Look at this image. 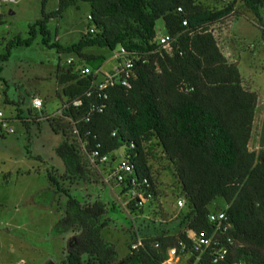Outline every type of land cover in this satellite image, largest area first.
Here are the masks:
<instances>
[{"label":"trees","instance_id":"trees-1","mask_svg":"<svg viewBox=\"0 0 264 264\" xmlns=\"http://www.w3.org/2000/svg\"><path fill=\"white\" fill-rule=\"evenodd\" d=\"M81 1L90 4L89 29L70 45L52 41L49 19L62 17ZM239 4L264 31V0H57L55 10H44V17L29 25L26 37L17 36L7 44L0 62L9 58L12 47L32 45L38 34L47 47L74 54L65 65L59 58L55 74L62 103L68 105L60 115L46 119L63 135L55 152L64 164L61 173L47 171L52 185L48 190L53 198L59 193L68 196L53 231L62 235L78 229L67 242L63 264H165L171 248L177 249L180 262L192 264L200 233L219 242L201 254L200 263L264 264V149L249 147L258 94L239 66L229 62L214 30L218 22L243 13ZM159 19L163 25L158 29ZM160 34L170 37L168 47L159 43ZM94 46L111 52L124 47L141 54L132 68L130 88L109 87L106 99L95 92L87 95L103 77L94 71L107 60L104 54L86 51ZM85 66L91 74L81 73ZM76 99L81 104L74 105ZM93 105L104 108L91 112ZM131 144L134 147L126 151L134 164L129 178L142 182L147 177L154 199L140 207L135 199L126 198L129 213L136 218L157 205L159 191L150 161L159 157L157 146L174 165L185 206L171 220H152L140 227L136 239L143 244L119 258L116 245L102 237L108 221L105 202L77 199L64 184L92 179L95 167L101 169L104 182L117 185L125 196L127 180L120 183L111 175L118 164L114 152ZM94 151L98 155L91 162ZM104 155L110 160H100ZM218 197L224 205L212 210L210 204ZM218 212L226 214L224 232L209 219L210 213ZM228 237L236 244L224 260L213 263V252Z\"/></svg>","mask_w":264,"mask_h":264},{"label":"rangeland","instance_id":"rangeland-1","mask_svg":"<svg viewBox=\"0 0 264 264\" xmlns=\"http://www.w3.org/2000/svg\"><path fill=\"white\" fill-rule=\"evenodd\" d=\"M10 6L13 7L14 14L10 13ZM56 7L57 0H47L45 9L43 0H17L13 4L0 0V55L7 51V44L14 38L28 35L29 25L43 18L44 10L51 12ZM238 8L247 13L240 4ZM89 14L90 4L81 1L77 6H70L62 17L49 19L48 29L52 41H59L65 46L78 42L91 25ZM237 19L240 20L238 25L235 24ZM162 22V19L158 20V29L163 25ZM246 23L237 16H230L223 27L229 31V36H226L223 28L221 32L224 31V35L219 33V26L215 31L222 37L220 46L228 55L229 62H235L239 66L244 79L259 96L250 141V147L259 151L264 149V57L260 60L250 59L233 50L238 45L237 48L242 49L240 39L243 36H248L251 40L260 36L259 30L249 23V35L241 31V25ZM218 25L222 26V21ZM236 30L239 38L235 36ZM252 43L259 44L258 41ZM10 51L9 58L0 62L3 63L0 70V111L5 116V126H0V264H63L67 242L78 229L62 235L53 231L55 223L65 211L68 196L59 193L53 198L54 194L48 190L52 185L47 177L50 169H56L59 173L64 171L63 161L55 152L63 135L54 132L47 120L30 121L25 125L16 114L27 118L33 115L29 112L32 107L31 96L37 92L44 99L47 112H56L62 105V99L57 95L60 91L55 78L58 61L60 58L65 65L74 54L58 53L57 49L47 47L41 42L40 34L32 45H16ZM87 51L107 56L102 67L104 70L117 64L113 57L115 51L111 52L107 47L94 46ZM33 111L37 115V111ZM10 128H13L12 132ZM156 151L159 157L150 161L159 191V201L156 206L146 209L142 216L134 218L128 212L125 199L128 198L127 194L124 197L115 185L116 195L112 190L114 185L103 181L101 169L96 171L92 167L90 181L68 184L69 186L64 184L77 199L92 202L94 197V200L105 202L108 210L104 219L108 221L102 229V237L116 245L119 258L129 252L131 243L135 242L142 230L140 227L152 220H171L184 209L175 207L180 186L174 165L159 146ZM119 152L120 150H116L114 153L119 155ZM218 204L224 205L221 197L214 200L210 208L214 210ZM187 263L183 259L177 264Z\"/></svg>","mask_w":264,"mask_h":264},{"label":"built area","instance_id":"built-area-1","mask_svg":"<svg viewBox=\"0 0 264 264\" xmlns=\"http://www.w3.org/2000/svg\"><path fill=\"white\" fill-rule=\"evenodd\" d=\"M16 0H2V2L9 3V2H15ZM178 10H181V8H178ZM89 19H91V16L89 15ZM183 24H187V21H184ZM91 32H93V28L90 29ZM160 44L164 47H168L170 43V37L167 35H162L159 38ZM114 57L117 59V64L112 68L111 71L103 73L100 69L95 70V74H102V79L97 80L94 82L93 87L91 90L88 91L87 95H91L92 92L97 93L98 97L107 98L108 93L107 89L109 87L121 84L122 86H125L127 88L131 87L130 78L134 75L133 72V66L134 62L136 60L142 59L141 54L137 53H131L127 51L124 47H120L119 50H117L114 53ZM71 62V60H69ZM81 73L83 75H89L92 73V70L90 67L85 66L81 69ZM81 99H76L73 101L74 105L81 104ZM68 104H62L60 109L53 113V116L60 115L62 112V109L67 106ZM32 107L36 110H41L43 108V99L36 96L32 99ZM104 108V105H93L91 107V112L93 111H102ZM0 124L1 126H5L4 122V114L2 111H0ZM13 131V128H10V132ZM134 147V144H131L129 147H122L120 148L119 155L114 156V160L118 161L117 167L115 171L112 173V177L116 178L120 183L127 180V195L129 199H135L137 206H144L146 201L151 200L154 197V192L152 190V184L148 178H143L142 182L137 181L135 177L129 178V175H131L134 171V164L130 161L129 157L126 155L127 149H132ZM98 155L97 151H94L90 156L91 162H95L96 157ZM110 156L104 155L100 158L102 161H108ZM185 204V200L183 198H178L177 200V206L183 207ZM209 219L211 222H216L218 228H223V232L227 229L228 225L226 224V214L224 212H218V213H211L209 215ZM227 242L230 244H233V241L231 238H226ZM182 245V248H185V245L183 243H180ZM218 245L219 242L216 240L214 241L213 237H208L204 233H200L196 240L194 245V250L198 252V255L194 259H191L192 264H203L200 263L201 260V254L205 252L209 247L212 245ZM139 245H141V242L136 243L133 245V248H137ZM230 254V248L228 244H220L219 248L215 250L212 254L211 261L213 263H218L226 258V256ZM176 260V261H175ZM180 254L177 253L176 248H171L168 253V258L164 262L165 264H175L178 261H180Z\"/></svg>","mask_w":264,"mask_h":264},{"label":"crops","instance_id":"crops-1","mask_svg":"<svg viewBox=\"0 0 264 264\" xmlns=\"http://www.w3.org/2000/svg\"><path fill=\"white\" fill-rule=\"evenodd\" d=\"M17 2V0L15 1V2H13V3H16ZM12 2H9V4H13ZM9 11H10V13L11 14H14L15 13V11L13 10V7L12 6H10L9 7ZM248 13V12H247ZM246 12H244V16H242V15H232L231 17H234V16H237V17H239L240 19H243V21L246 23V21H247V23H246V25H241V26H243V30H242V28H240L241 29V31H244V32H246L247 34L246 35H249V33H250V29H251V27H250V25H252L254 28L256 27L258 30H259V32H260V36H258V37H256V39H258V40H256V39H253V40H251L248 36V38L249 39H247V37H245V36H243L244 38H241L240 40H241V42H240V46H242V49H240V48H237V47H239V45L238 46H234L235 47V49L233 48V50L234 51H238V52H240L241 54L243 53V55H244V57H247V58H250V59H255V60H260L262 57H264V31H262V29L260 28V26L256 23V21L254 20V18H253V16L251 15V14H247ZM242 14V13H241ZM246 16H248L247 18H246ZM238 21L237 22H235V24L237 23V25H238V23L240 22V20L239 19H237ZM220 23V22H219ZM219 23H217L216 25H214V30H215V28L217 27V26H219L220 27V31H218L219 33L221 32V28H223L225 25H224V23L225 22H223L222 21V26H220V25H218ZM250 25H249V24ZM238 28V27H237ZM250 28V29H249ZM224 30L226 29V28H223ZM229 29V28H228ZM238 30V29H237ZM237 30H236V32L235 33H237V34H235V36L237 37V38H239V36H238V33L239 32H237ZM226 31V36H229L228 35V30H225ZM215 34L217 35L216 37H217V39H218V42H219V45H221V43H222V37L220 38L219 36H218V34L216 33V31H215ZM221 34H223L224 35V31H222L221 32ZM244 35V34H243ZM252 41L254 42V41H258L259 42V44H257V43H252ZM224 44V43H223ZM221 47V46H220ZM222 49V48H221ZM223 50V49H222ZM84 51H85V49H84ZM86 51H87V49H86ZM85 51V52H86ZM88 52V51H87ZM225 54V53H224ZM246 54H248V55H246ZM225 56L227 57L228 55H226L225 54ZM71 58V57H70ZM69 58V59H70ZM238 62V61H237ZM3 63H1V65H2ZM247 65V67H249V65H248V63L246 64ZM57 67H58V65H57ZM103 65L101 66V70L103 71V72H109V71H111L112 70V68L111 69H107V70H104L103 68ZM1 68H2V66H1ZM1 68H0V70H1ZM57 70V69H56ZM251 72V71H250ZM249 73V72H248ZM56 74V73H55ZM256 74H259L258 72H256ZM251 81V80H250ZM56 82H57V80H56ZM251 83V82H250ZM57 89L59 90L60 89V87H59V85H58V83H57ZM57 95H59V98H60V94L58 93ZM36 96H38V97H41L42 98V96L37 92V93H34V95H32L31 96V99L32 98H34V97H36ZM43 99V98H42ZM43 101H44V99H43ZM60 101H61V99H60ZM258 102H259V96H258ZM45 103V102H44ZM32 105V104H31ZM45 104H44V106H43V109H42V111H39V110H36L35 109V111H37V115L36 114H34V109L32 110L31 108H30V114H32L33 113V115H30V117L29 118H27V117H22L19 113L18 114H16V117L18 118V119H20V120H23L24 121V123H25V125H27L30 121H43V120H41L42 118H43V116L44 115H46V114H50V113H48L47 112V109H45ZM11 118H14L15 119V117L14 116H10ZM250 147V146H249ZM250 149H252L251 147H250ZM255 150V149H254ZM89 181H90V179H89ZM85 183V182H87V181H85V180H81L79 183ZM115 189H116V186L114 185V187H112V190H113V192L116 194V192H115ZM120 189V188H119ZM117 195V194H116ZM88 197H89V195H87ZM85 198H87V197H85ZM93 199V201H94V197L92 198Z\"/></svg>","mask_w":264,"mask_h":264},{"label":"clouds","instance_id":"clouds-1","mask_svg":"<svg viewBox=\"0 0 264 264\" xmlns=\"http://www.w3.org/2000/svg\"><path fill=\"white\" fill-rule=\"evenodd\" d=\"M243 14H244V13H242L241 15L244 16ZM244 17H245V16H244ZM90 20H91V19H90ZM218 23H219V22H218ZM91 28H92V27H91ZM91 28H90V29H91ZM90 32H91V31H90ZM160 36H162V34H160ZM160 36H159V38H160ZM159 38H157V39L159 40ZM159 43H160V41H159ZM115 52H116V51H115ZM113 57H114V54H113ZM114 58H115V57H114ZM115 59H116V58H115ZM69 60L72 61L73 59H72V58L68 59V62H69ZM116 60H117V59H116ZM113 67H114V66H113ZM99 69L101 70V68H99ZM97 70H98V69H97ZM101 71H102V70H101ZM102 72H103V71H102ZM103 73H106V72H103ZM100 75H102V74H100ZM40 98H41V97H40ZM31 104H32V102H31ZM62 104H63V103H62ZM43 106H44V101H43ZM60 107H61V106H59V108H58L57 110H59ZM32 108H33V107H32ZM33 109H34V108H33ZM42 109H43V108H42ZM42 109L39 110V111H42ZM34 110H35V109H34ZM57 110H56V111H57ZM4 117H5V116H4ZM49 117H54V116H53V113H52V114H46V115H44L43 118H42L41 120H43V119L46 120V119L49 118ZM4 120H5V118H4ZM0 126H1V124H0ZM1 127H2V126H1ZM126 194H127V193H126ZM127 196H128V195H127ZM124 197H125V196H124ZM128 198H129V197H128ZM179 198H183V197H179ZM125 199H126V198H125ZM153 199H154V197H153L151 200H153ZM183 199H184V198H183ZM151 200H150V201H151ZM177 200H178V199H177ZM184 200H185V199H184ZM158 201H159V198L157 199V202H158ZM184 206H185V204H184ZM184 206H183V207H184ZM175 207H176V208H180V209L183 208V207H178V206H177V201H176V203H175ZM127 210H128V209H127ZM128 212H129V211H128ZM210 214H211V213H210ZM210 214H209V215H210ZM229 238H231V237H229ZM231 239H232V241H233V244H236V242L234 241V238H231ZM139 242H141V245L143 244L142 239H140V238L136 239L135 242L131 243V246H130V247H131V250H132V249H137L139 246H141V245H139L137 248H133V245L136 244V243H139ZM226 243L228 244L229 248H230L231 245H233V244L228 243L227 240H226ZM226 243H224V244H226ZM166 260H167V259H166ZM178 262H180V261H178ZM178 262H177V263H178ZM177 263H176V264H177Z\"/></svg>","mask_w":264,"mask_h":264}]
</instances>
